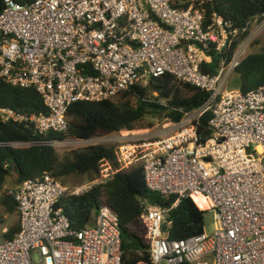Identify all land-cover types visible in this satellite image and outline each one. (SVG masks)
<instances>
[{
    "label": "built area",
    "instance_id": "built-area-1",
    "mask_svg": "<svg viewBox=\"0 0 264 264\" xmlns=\"http://www.w3.org/2000/svg\"><path fill=\"white\" fill-rule=\"evenodd\" d=\"M3 1L0 79L36 90L49 113L0 107V123L31 126L40 138L0 141V148H54L65 140L48 137L69 132L72 105L114 100L171 75L207 92L204 105L179 122L166 119L156 129L107 137L118 145L122 169L140 166L150 191L175 198L170 208L142 201L151 262L138 264H264V89L229 88L264 19L249 23L240 38L232 23L208 15L209 0H193L188 8L174 7L177 0ZM253 23L259 24L251 31ZM214 59L216 71L204 72ZM207 114L211 135L205 140L200 126ZM102 171L114 175L108 162ZM81 194L50 173L11 191L21 228L0 244V264H123L120 220L110 207L101 206L95 223L82 230L59 207L63 198ZM185 199L206 202L214 230L171 240L170 213Z\"/></svg>",
    "mask_w": 264,
    "mask_h": 264
},
{
    "label": "trees",
    "instance_id": "trees-1",
    "mask_svg": "<svg viewBox=\"0 0 264 264\" xmlns=\"http://www.w3.org/2000/svg\"><path fill=\"white\" fill-rule=\"evenodd\" d=\"M20 5H28L36 0H14ZM193 0H177L174 7L188 8ZM199 2H197L198 4ZM0 0V13L4 9ZM208 15L216 13L227 23L239 30L240 38L247 33L242 30L255 19H264V0H209L204 2ZM237 41L228 56H232ZM219 58V57H218ZM218 59H214L204 72L216 71ZM237 81L230 89H239L243 93L264 89V49L260 53L250 54L237 69ZM157 94V97L155 96ZM120 98L116 100L117 98ZM114 100L103 102H79L72 105L67 113L69 132L66 135H49V139L65 140L68 137L80 141H89L96 137L109 136L120 131H134L149 128L153 124L142 125L147 117H164L179 122L185 112L204 105L209 94L188 83L181 82L171 75L153 79L148 86H136L119 95ZM165 101L167 106L160 104ZM0 107L10 108L19 113L34 115L48 114L49 110L38 92L34 89H22L11 86L0 79ZM211 114L203 117L200 133L204 139L210 138L209 121ZM143 127H140V126ZM40 140L28 125L0 123L1 142L32 143ZM108 162L114 172L111 179L95 185L78 196H68L61 200L63 208L74 229L82 230L95 223L101 206L110 207L119 217L122 231L123 264L151 262L150 241L147 229L142 221V201L147 200L161 207L170 208L175 198L166 199L146 187L144 173L140 166L122 169L113 147L91 146L74 151L64 162L53 147L32 146L22 149L0 148V188L14 172L20 185L34 180L45 173L52 174L57 180L70 175L87 176L96 181L102 176L101 166ZM0 206L8 215L18 214L17 205L10 195L0 199ZM205 214L200 203L193 199L182 200L170 213L173 227L171 240H183L200 235L205 230ZM19 216V214H18ZM4 225L0 213V227ZM19 224L11 227L4 235L5 241L12 240L20 231Z\"/></svg>",
    "mask_w": 264,
    "mask_h": 264
},
{
    "label": "rangeland",
    "instance_id": "rangeland-1",
    "mask_svg": "<svg viewBox=\"0 0 264 264\" xmlns=\"http://www.w3.org/2000/svg\"><path fill=\"white\" fill-rule=\"evenodd\" d=\"M259 23L254 24L251 27V31H254ZM264 49V31L260 33V35L254 40L252 43L250 49H249V55L260 53ZM238 76L235 74L231 77L229 88L237 81ZM120 99L119 97L116 99ZM166 123V118L164 117H147L146 120L142 125H145V127H148V125L153 124L152 127L149 128H138L134 131H125V132H133V135L138 134L140 132H143L147 129H156L158 126H162ZM140 127H143V126ZM108 136H102V137H96L89 141H80L76 140L75 138L68 137L65 139L64 142L58 143L54 146L56 149L60 160L65 161L66 159H69L71 156V153L78 150H83L85 148L91 147V146H106V147H113L115 150L117 149L116 143H109L107 141ZM101 172L102 176L96 181H91V179L87 176H80V175H70L65 178H59L58 180L65 185L69 190L76 191L80 190L81 192H86L89 189H91L95 185L103 184L108 182L111 178H107V174L102 171L101 166ZM111 174V173H110ZM109 174V175H110ZM19 184L17 183V176L14 172L11 173L10 177L6 180L4 186L0 188V199L8 193H11V191H14ZM152 206H157L154 203H150ZM206 212L205 214V230L208 233H211L214 230V213L212 212V209L208 207L204 210ZM0 213L3 216L4 219V225L0 227V244L5 242L4 235L8 231L9 228L15 227L19 224V216L18 214L10 216L7 214L6 209L2 206H0Z\"/></svg>",
    "mask_w": 264,
    "mask_h": 264
},
{
    "label": "bare ground",
    "instance_id": "bare-ground-1",
    "mask_svg": "<svg viewBox=\"0 0 264 264\" xmlns=\"http://www.w3.org/2000/svg\"><path fill=\"white\" fill-rule=\"evenodd\" d=\"M197 201L200 203L203 209H207L208 206L204 200H197Z\"/></svg>",
    "mask_w": 264,
    "mask_h": 264
}]
</instances>
